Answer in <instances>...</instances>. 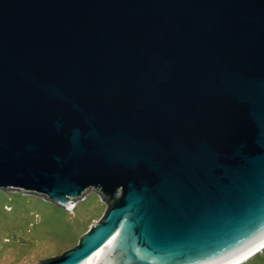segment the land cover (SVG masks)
Masks as SVG:
<instances>
[{"label":"water","instance_id":"1","mask_svg":"<svg viewBox=\"0 0 264 264\" xmlns=\"http://www.w3.org/2000/svg\"><path fill=\"white\" fill-rule=\"evenodd\" d=\"M0 189L106 203L36 264H235L264 244V0H0Z\"/></svg>","mask_w":264,"mask_h":264},{"label":"rangeland","instance_id":"2","mask_svg":"<svg viewBox=\"0 0 264 264\" xmlns=\"http://www.w3.org/2000/svg\"><path fill=\"white\" fill-rule=\"evenodd\" d=\"M105 207L93 190L66 209L35 195L0 189V264H36L76 247ZM238 264H264V248Z\"/></svg>","mask_w":264,"mask_h":264},{"label":"bare ground","instance_id":"3","mask_svg":"<svg viewBox=\"0 0 264 264\" xmlns=\"http://www.w3.org/2000/svg\"><path fill=\"white\" fill-rule=\"evenodd\" d=\"M72 206H73V205H72ZM263 248H264V244L258 248V251H260V250L263 249ZM253 254H254V253H253ZM249 256H251V254L248 255L247 257H249ZM247 257H246V258H247ZM246 258H244V259H246ZM241 261H242V260H241ZM239 262H240V261H239ZM239 262H237V263H235V264H238Z\"/></svg>","mask_w":264,"mask_h":264},{"label":"trees","instance_id":"4","mask_svg":"<svg viewBox=\"0 0 264 264\" xmlns=\"http://www.w3.org/2000/svg\"><path fill=\"white\" fill-rule=\"evenodd\" d=\"M102 200H103V199H102ZM103 203H104L105 206L107 207V205H106V203H105L104 201H103ZM106 207H105V208H106ZM103 214H104V213H103ZM100 219H101V218H100ZM90 228H91V227H89L88 230H89ZM62 254H63V253H62Z\"/></svg>","mask_w":264,"mask_h":264},{"label":"clouds","instance_id":"5","mask_svg":"<svg viewBox=\"0 0 264 264\" xmlns=\"http://www.w3.org/2000/svg\"><path fill=\"white\" fill-rule=\"evenodd\" d=\"M72 207H73V206H71L70 208H72ZM70 208H69V209H70Z\"/></svg>","mask_w":264,"mask_h":264}]
</instances>
